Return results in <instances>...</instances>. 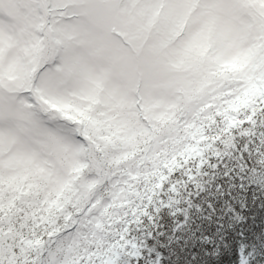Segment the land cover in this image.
Wrapping results in <instances>:
<instances>
[{"label":"snow or ice","instance_id":"obj_1","mask_svg":"<svg viewBox=\"0 0 264 264\" xmlns=\"http://www.w3.org/2000/svg\"><path fill=\"white\" fill-rule=\"evenodd\" d=\"M0 264H264V0H0Z\"/></svg>","mask_w":264,"mask_h":264}]
</instances>
